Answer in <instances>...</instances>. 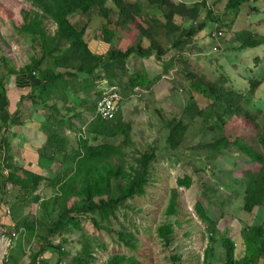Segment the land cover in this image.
<instances>
[{"label": "trees", "instance_id": "trees-1", "mask_svg": "<svg viewBox=\"0 0 264 264\" xmlns=\"http://www.w3.org/2000/svg\"><path fill=\"white\" fill-rule=\"evenodd\" d=\"M29 1L33 6L29 10L22 9V22L14 26V31L27 38L31 50L39 55H31L29 63L20 70L8 67L7 73L27 76L37 73L38 84L35 87H38L42 94L60 89L62 92L66 89L87 92L96 80L101 79L102 73L110 85H122L119 84L120 80L115 72H126L127 60L134 56L143 59L154 57L161 64V74L169 73L178 62L181 51L205 30L209 20L215 18L213 15L216 6L221 5L222 1L225 2L220 12L222 15L216 21L220 22L219 25L223 28L214 31L215 38H224L225 29L235 22L242 4L252 3L251 6L247 5L248 15L264 13V0H197L190 4L185 3V0H147L154 9L151 13L144 10L145 0ZM258 1L259 6L256 5ZM203 11L205 17L200 18ZM76 15L77 20H73L72 17ZM95 16L103 21L106 34L111 37H117L119 34L126 36L128 44L121 48L113 47L105 54H94L85 40V35L89 22ZM261 17L254 16L249 21L250 28L235 32V39L242 43L243 48L264 43V33L258 27L262 23L258 20ZM45 21L55 26L52 33L46 30ZM189 68L187 61L182 62L181 70L188 78V100L183 107V115L190 121L199 118L201 130L213 132V139L205 144L208 153L221 154L236 148L241 159L260 165L258 172H247L243 176V210L249 214L257 208L264 211V122L259 125L258 116L251 115L242 105L243 100L249 102L255 95L262 80L253 77L249 79L247 91L238 92L228 76L212 80ZM160 75L150 79L148 74L142 72L133 74L129 78L130 89L151 85ZM35 90L32 89L28 96L22 97L20 105L27 99L33 100ZM121 90L124 95L129 92L127 86L122 85ZM6 95V88L0 78V96ZM90 105L94 118L84 137L73 143L75 149L71 154L60 155L63 163L69 158L74 163L70 173L60 179L55 177L53 180H47L27 170H19L10 161L12 156L6 150L7 138L1 136L0 152L3 161L0 163V179L4 185L10 183L18 187L19 200L36 202L38 197L34 193L41 182H48L55 187L54 196L41 203L43 209L50 203L56 210V218L47 229L49 235H54L68 225L81 230V220H89L96 229L111 231V227L101 225L102 221L110 222L112 218H116V211L125 206L129 198L145 191V184L150 177L156 151L150 149L137 152L135 160L125 163L123 159L126 153L123 148L130 147L131 143L127 140L129 122L122 121L119 111L110 119L97 117L96 102ZM8 116L7 122H2L3 128L22 123L18 112ZM46 125H49L47 146L53 148L52 157L55 159L58 151L68 148L70 142L59 133L53 123L46 122ZM166 125L167 142L172 149H176L184 140L189 123L183 118L173 116ZM249 135H255L257 146L261 150L255 149L246 141L245 138ZM87 136L93 141L99 140V144L89 145ZM5 170L8 171L7 174ZM177 184L189 188L192 180L186 175L179 178ZM178 198L179 191L174 188L165 210L167 216L177 215ZM196 212L206 223L210 241L217 242L219 235L224 249L223 254H218L210 247L206 252V262L209 259L215 258L216 261L221 258L223 264H264V220L261 224L242 231L246 250L244 255L238 258L234 239L227 234H219L217 222L206 214L200 203L196 204ZM157 231L159 238L168 243L175 230L174 225L165 224L158 226ZM117 236L125 246L132 249L135 247L133 233L132 239L123 231L117 232ZM57 249L64 257L67 256V251H63L61 245L57 246ZM174 260L179 261V257H174ZM93 261L91 245L85 241L77 247V255L67 264H91ZM103 264L141 263L134 255L113 254Z\"/></svg>", "mask_w": 264, "mask_h": 264}, {"label": "rangeland", "instance_id": "rangeland-1", "mask_svg": "<svg viewBox=\"0 0 264 264\" xmlns=\"http://www.w3.org/2000/svg\"><path fill=\"white\" fill-rule=\"evenodd\" d=\"M195 1L197 0H185V3L190 4ZM222 2L221 5L216 6L215 15H213L215 18L209 20L205 30L197 35L185 50L181 51L178 62L169 73L161 74L160 63L154 57L144 60L139 56L127 60L126 72L123 70L115 72L120 80L119 84L129 89V92L124 95L121 86L117 85L120 88L119 93L122 92L119 103L120 113L123 120L130 124L127 140L131 143H129L130 147L123 148L126 153L123 160L125 163H130L135 160L137 152L150 149L156 151V156L149 180L145 184V191L129 198L125 206L116 211V218H112L110 222L102 221L101 225L111 227V231L96 229L89 220L80 221L81 230L74 229L70 225L61 230L64 232L63 239L67 244L70 259L77 255L75 244L79 246L87 241L91 245L94 257L91 264H103L113 254L134 255L141 264H223L221 258L216 261L215 258L211 259L212 261L209 259L206 262V252L210 247L218 254H223L224 249L219 235H217V242L210 241L206 223L196 212V204L199 203L206 214L217 222L219 234H227L234 239L237 257L241 258L244 255L246 246L241 233L248 227L261 224L264 220V211L262 208H257L250 214L244 212L245 179L243 176L247 172H258L260 165L251 160L241 159L236 148L221 154L208 153L205 144L213 139V132L202 131L199 118L190 121L186 115H183V107L188 100V78L182 72L181 64L187 61L190 70L212 80H217L220 76H228L238 92L247 91L249 79L253 77L261 79L262 84L255 95L249 102L243 100L242 105L251 115L258 116L259 125H263L264 43L256 47L243 48L242 43L235 39V32L250 28V19L254 16H264V13L248 15L247 5L251 6L252 3L242 4L235 22L225 29L224 38H215L214 31L218 30L217 28H223L221 24L219 25L220 22L216 21L222 15L220 12L225 3ZM256 5L259 6L260 1ZM32 6L29 0H0V78L2 81L7 78L8 67L20 70L29 63L30 56L36 54V51L31 50L28 39L14 31V26L22 22V9L29 10ZM144 10L146 13L154 12L147 0L144 1ZM75 17L77 19V15L72 19L75 20ZM204 17L205 11L201 13L200 18ZM258 20L262 22L258 27L264 33V18L261 17ZM102 22L97 16L92 18L91 29L93 26L95 29L92 37L88 36L89 31L86 34L89 45L95 37L101 43L103 39L108 41L109 49L118 48L119 44L121 46L128 44L126 36L121 34L111 37L104 32V29L97 32ZM45 28L52 33L55 26L45 21ZM138 72L148 74L150 79L161 75L151 85L130 89L129 78ZM109 87L103 89L104 92ZM75 91L88 93L79 89ZM70 97L73 96L69 95ZM2 108L0 105V111ZM173 116L183 118L189 123L185 138L176 149H172L166 139V123ZM72 137L75 138L74 135ZM245 139L255 149L261 150L257 146L255 135H249ZM77 140L74 139L73 143ZM87 140L89 145L99 144V140L93 141L89 137ZM10 161L15 164L13 157ZM67 162L64 176L70 173L74 164L70 158ZM186 175L192 180L189 188L177 184L178 179ZM60 178L62 177L59 176ZM174 188L179 191L178 213L175 216H167L165 210ZM52 212L54 215L53 217L50 215L49 225L56 218V210ZM165 224L174 225L175 230L169 237L168 243L159 238L157 231L158 226ZM119 231L125 232L131 239L132 233L134 234L133 249L118 240L117 232ZM176 256L179 257V261L174 260Z\"/></svg>", "mask_w": 264, "mask_h": 264}, {"label": "crops", "instance_id": "crops-1", "mask_svg": "<svg viewBox=\"0 0 264 264\" xmlns=\"http://www.w3.org/2000/svg\"><path fill=\"white\" fill-rule=\"evenodd\" d=\"M91 22L92 20L86 31V34L89 31V37L93 36L95 29V26L91 29ZM103 25L97 32L103 30ZM86 42L88 43L87 39ZM124 46L119 44V48ZM89 47L96 55L105 54L109 50V42L103 39L101 43L95 37ZM159 66L161 67V64ZM100 76L101 79L89 87L87 94L80 91L71 92L69 89L63 92L61 89L56 92L51 90L42 94L41 90L35 87L38 84L37 73L32 76L7 74V78L3 80L7 95L0 96V105L3 107L0 117V140L1 136L7 138V153L13 157L19 170H27L47 180L63 177L68 162L63 163L60 155L71 154L75 149L73 140L84 137L88 125L94 118L90 104L95 103L99 93L110 85L104 73ZM115 85L118 87L117 84L110 87ZM120 86L122 89V85ZM32 89H36L33 100L27 99L20 105L22 97L28 96ZM69 95L73 97L69 98ZM17 112L22 123L3 128L2 122H7L8 115ZM46 122L53 123L59 133L70 142L68 148L58 151L55 159L52 157L53 148L47 146L49 125H46ZM2 156L0 152V163L3 161ZM7 172L6 170L5 174ZM54 193L55 187L48 182H41L34 193L38 200L22 201L18 199V187L10 183L4 185L0 179V264H59L62 259L70 262V256L67 254L64 257L57 249V246L61 245L62 250L67 251V244L63 240L64 232L59 231L54 235L47 232L49 217L50 215L53 217L54 209L50 203L43 209L41 203L49 201ZM75 246L78 247V244Z\"/></svg>", "mask_w": 264, "mask_h": 264}, {"label": "built area", "instance_id": "built-area-1", "mask_svg": "<svg viewBox=\"0 0 264 264\" xmlns=\"http://www.w3.org/2000/svg\"><path fill=\"white\" fill-rule=\"evenodd\" d=\"M121 95L117 87H109L107 91L101 93L96 101V115L102 119H110L119 110ZM67 259H62L59 264H67Z\"/></svg>", "mask_w": 264, "mask_h": 264}, {"label": "clouds", "instance_id": "clouds-1", "mask_svg": "<svg viewBox=\"0 0 264 264\" xmlns=\"http://www.w3.org/2000/svg\"><path fill=\"white\" fill-rule=\"evenodd\" d=\"M215 34H216V33H213V35H215ZM114 87H115V86H114ZM135 88H136V87H135ZM135 88H134V89H135ZM118 90H120V89H118ZM103 91H104V90H103ZM99 98H100V97H99ZM97 100H98V99H97ZM119 110H120V107H119ZM119 110H118V111H119ZM118 111H117V112H118ZM235 244H236V243H235Z\"/></svg>", "mask_w": 264, "mask_h": 264}]
</instances>
